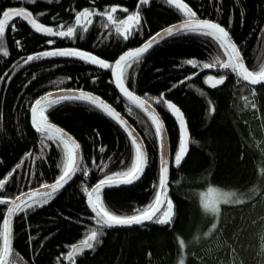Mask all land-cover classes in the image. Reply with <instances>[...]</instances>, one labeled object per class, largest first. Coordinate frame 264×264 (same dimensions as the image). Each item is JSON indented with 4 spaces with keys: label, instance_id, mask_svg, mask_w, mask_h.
Masks as SVG:
<instances>
[{
    "label": "trees",
    "instance_id": "16d2710c",
    "mask_svg": "<svg viewBox=\"0 0 264 264\" xmlns=\"http://www.w3.org/2000/svg\"><path fill=\"white\" fill-rule=\"evenodd\" d=\"M184 2L196 18L223 26L246 67L253 73L262 72L264 0ZM138 3L0 0V19L5 10L23 7L39 23L57 30L61 25L63 30L73 26L75 13L85 8L102 13L115 7L117 21L136 11L141 13V31L127 42L114 28H103L106 19L100 15H94L89 30L80 29L75 39L36 33L19 19L9 22L6 35L0 37V47L9 53L5 57L0 52V179L21 161L23 164L0 189V199L10 200L61 174L63 150L34 130L31 105L52 90L81 89L99 95L124 116L140 135L148 156L140 180L103 190L105 208L116 215H134L152 203L159 182L154 129L139 109L133 107V114L128 115L127 101L110 82V70L63 57L24 64L29 55L57 48L87 51L112 63L158 30L186 19L165 0H150L139 9ZM49 39L54 41L52 45L47 43ZM188 60L196 64L189 65ZM205 64L212 69L198 72ZM207 75L222 78V82L210 87L205 83ZM58 81L61 83H55ZM126 86L143 98H159L163 93L164 99L184 115L189 133L186 155L175 165L180 139L177 124L162 103L154 104L164 122L171 152L168 184L174 206L172 219L163 224L154 219L139 226L105 228L101 243L73 259L66 258L70 247L96 227L83 188L89 189L105 175L130 167L133 149L126 134L106 115L85 103L64 101L46 115L76 139L89 176L77 173L47 205L14 217L9 264H264V84L244 82L228 51L210 37L186 33L168 38L147 52L130 71ZM104 164L107 168L99 171ZM210 188L228 193L229 200L214 208L204 205L202 195ZM7 206L0 205V252Z\"/></svg>",
    "mask_w": 264,
    "mask_h": 264
},
{
    "label": "snow or ice",
    "instance_id": "6c2138e0",
    "mask_svg": "<svg viewBox=\"0 0 264 264\" xmlns=\"http://www.w3.org/2000/svg\"><path fill=\"white\" fill-rule=\"evenodd\" d=\"M18 2L28 3L30 0H18ZM149 3L150 0H139L137 8L139 9L142 5H149ZM165 3L173 5L183 13L186 19L178 25L167 27L162 32L155 33L143 45L124 51L113 63H109L105 59L90 52L75 48H57L43 51L37 55H29L26 60H24V64H28L29 62L37 61L42 58H76L87 64L97 66L101 70H110V82L114 83L120 96L127 101L128 115L133 114V107L139 109L147 117L148 121H150L151 129H154V135L160 149L159 187L156 190L154 200L146 208L139 210L137 214L134 215H116L105 208L102 200V192L105 188L118 187L120 185H132L141 179L148 165V156L144 150V142L140 139L135 129L128 125L124 117L99 95H93L92 93L83 90L66 91L60 89L56 93H49L48 95L35 100L31 105L30 122L37 133L46 136L47 140L55 142L57 147L63 150L64 160L61 174L56 178L54 183L41 184L38 189L30 190L27 193H21L16 196L15 200L9 201L0 199V205H9L7 213L3 218L5 254L10 252L9 237L12 233L14 216L47 205L55 197L56 193L63 189L77 173L82 172L86 178L89 176V170L82 166V158L79 153L80 145L71 135L64 132L63 129L49 123L48 117L45 114L47 110L64 101L82 102L106 115L119 125V127L127 134L133 149L130 167L124 171L113 173L112 175H105L104 179H101L90 190L87 187L83 188V192L87 197V207L90 208L92 213H94L93 219L95 220L96 227L91 229L86 237L80 242L79 246L73 245L72 251L68 253V259H72L73 256L79 255L85 250H91L94 248L95 244L101 243L100 237L104 235L105 228L141 225L146 221L153 222L163 201L165 182L169 175V160L166 151L167 143L165 125L155 108L152 107L150 100L154 101L156 104L162 103L178 123L180 139L179 148L175 153V165L181 163L180 153L185 150L186 141L188 139V130L181 109L174 103L164 99L163 93L159 98L151 97L149 99L142 98L129 90L126 86V81L129 79L130 71L139 65L144 55L154 46L158 45L165 39L186 33H196L204 37H210L220 46V48L233 50L236 48V45L231 41L229 32L224 27L217 22H213L211 19L196 18V13L184 2V0H165ZM116 11L117 8L115 7L102 13L89 11V9L85 8L84 10L75 13V24L73 26H67L66 30H63L65 26L61 25L60 29L57 30L53 27H46L43 24L38 23L37 19L33 17V14L23 7L9 8L3 12V18L0 19V37L6 35V26H10L9 22L19 19L22 22H27L31 29L36 33L44 34L49 37L75 39L77 32L80 29H82L83 32L89 30V26L93 24L92 17L94 15H100L106 19L103 28H114L115 34L121 37L123 41L127 42L137 32L141 31V13L136 11L127 15L126 19L117 21L113 16V13ZM123 11L127 12L128 10L125 8ZM13 30L15 31L14 27ZM80 38L82 39L83 35H81ZM47 43L52 45L54 41L49 39ZM0 52H3L5 57L9 55L7 50L3 47H0ZM214 59L218 60V58ZM186 63L189 65H195L196 61L188 60ZM207 67L208 65L205 64L204 68L206 69ZM95 82L96 79L94 78L93 83ZM205 82L207 83V81ZM55 83L61 82L58 81ZM119 98L120 97H118V99ZM151 129L149 134H151ZM100 151L103 152L104 148H101ZM184 154L186 155V152H184ZM22 164L23 161L15 166L16 169L20 168ZM107 166V164H104L102 167H98V170L103 172ZM14 172L15 169H13L12 172H9L3 179H0V189L5 187L6 181L9 180ZM163 222L164 218L162 217L159 220V223ZM0 264H3V256H0Z\"/></svg>",
    "mask_w": 264,
    "mask_h": 264
},
{
    "label": "water",
    "instance_id": "95a60500",
    "mask_svg": "<svg viewBox=\"0 0 264 264\" xmlns=\"http://www.w3.org/2000/svg\"><path fill=\"white\" fill-rule=\"evenodd\" d=\"M16 8H19V7H16ZM3 18V13H2V17H1V19ZM198 19H201V18H198ZM185 19H183V20H181V21H179V22H177V23H174V24H171V25H169V26H166V27H164V28H162V29H160V30H158L157 32H162L164 29H166L167 27H171V26H173V25H178V24H180V23H182L183 21H184ZM38 22V21H37ZM25 23H27V22H25ZM39 23V22H38ZM28 24V23H27ZM29 25V24H28ZM30 26V25H29ZM45 26V25H44ZM47 27V26H46ZM223 27V26H222ZM31 28V27H30ZM157 32H155V33H157ZM154 33V34H155ZM153 34V35H154ZM152 35V36H153ZM230 35V34H229ZM152 36H150L148 39H146L144 42H142L139 46H141V45H143L146 41H148ZM230 38H231V36H230ZM165 40H167V39H165ZM164 40V41H165ZM231 41L234 43V41L232 40V38H231ZM163 42V41H162ZM235 44V43H234ZM236 45V44H235ZM139 46H137V47H139ZM155 47V46H154ZM153 47V48H154ZM134 48H136V47H134ZM130 49H133V48H130ZM127 50H129V49H127ZM127 50H125V51H127ZM151 50V49H150ZM149 50V51H150ZM227 51H228V54H229V56H230V58H231V61H232V64H233V67H234V69H235V71H236V73H237V75L244 81V82H246L247 84H250V85H253V86H259V85H262V84H264V71L263 72H260V73H253V72H251L247 67H246V65H245V63H244V61H243V59H242V56H241V54H240V52H239V50H238V48H237V46H236V48L233 50V49H226ZM123 53V52H122ZM121 53V54H122ZM120 54V55H121ZM119 55V56H120ZM118 56V57H119ZM117 57V58H118ZM116 58V59H117ZM115 59V60H116ZM114 60V61H115ZM114 61H112V63L114 62ZM212 69V67H207L206 69L205 68H203V69H201V70H199L198 72H202V71H209V70H211ZM111 73V72H110ZM196 74H198V73H196ZM195 74V75H196ZM205 81H207V85L208 86H210V87H217L221 82H222V78H216V77H214V76H212V75H207L206 76V78H205ZM114 84V83H113ZM211 85H214V86H211ZM115 86V85H114ZM116 88V87H115ZM60 89H57V90H52V91H49V92H46V93H44V94H42L41 96H39L37 99H39V98H41V97H43V96H45V95H48L49 93H56V92H58ZM64 90H76V91H79V90H81V89H64ZM117 91H118V89H116ZM83 91H86V90H83ZM131 91V90H130ZM86 92H89V91H86ZM119 92V91H118ZM90 93H92V92H90ZM93 95H97V94H95V93H92ZM136 94V93H135ZM136 95H138V94H136ZM138 96H140V95H138ZM141 97V96H140ZM143 98V97H142ZM103 99V98H102ZM104 100V99H103ZM35 102V101H34ZM33 102V103H34ZM151 103H152V107L153 108H155V106H154V104H156L154 101H150ZM32 103V104H33ZM108 103V102H107ZM155 110H156V108H155ZM156 112H157V110H156ZM182 112V111H181ZM158 113V112H157ZM46 114V113H45ZM171 114V113H170ZM172 115V114H171ZM47 116V115H46ZM160 116V115H159ZM173 116V115H172ZM30 117H31V110H30ZM124 117V116H123ZM161 118V117H160ZM174 118V117H173ZM124 119L126 120V118L124 117ZM174 120H175V122H176V124H177V127H178V130H179V136H180V129H179V126H178V123H177V121H176V119L174 118ZM127 121V120H126ZM48 122L49 123H51V124H53V125H55L56 127H59V128H61V129H63L62 127H60L59 125H57V124H55V123H53V122H51L50 120H48ZM186 122V121H185ZM127 123H128V125L131 127V128H134L128 121H127ZM118 127H119V125H117ZM186 127H187V125H186ZM120 128V127H119ZM121 129V128H120ZM64 130V129H63ZM122 130V129H121ZM166 130V129H165ZM188 130V129H187ZM123 131V130H122ZM135 131H136V129H135ZM64 132H66L67 134H69L66 130H64ZM124 132V131H123ZM125 133V132H124ZM136 133L138 134V132L136 131ZM126 134V133H125ZM69 135H71V134H69ZM72 136V135H71ZM126 136H127V134H126ZM138 136L140 137V135L138 134ZM73 137V136H72ZM188 137H189V133H188ZM74 138V137H73ZM75 139V138H74ZM140 139H141V137H140ZM76 140V139H75ZM77 142V141H76ZM78 143V142H77ZM158 143V142H157ZM166 143H167V158H168V160H169V168H170V160H171V152H170V147H169V143H168V137H167V132H166ZM187 143H188V139H187V141H186V147H185V150L184 151H182L181 153H180V159H182L183 158V156H184V152L186 151V149H187ZM144 150H145V152H146V149H145V146H144ZM79 153H80V156H81V152H80V149H79ZM158 161H159V168H160V149H159V145H158ZM14 169H16V168H14ZM13 171V170H12ZM74 177H75V175H74ZM73 177V178H74ZM56 180V179H55ZM55 180L54 181H52V182H49V183H47V184H51V183H54L55 182ZM73 180V179H72ZM71 180V181H72ZM70 181V182H71ZM7 182V181H6ZM69 182V183H70ZM99 182V181H98ZM98 182H96L93 186H95ZM68 183V184H69ZM169 175H168V178H167V180H166V182H165V190L163 191V201H162V203H161V205H160V209H159V211L156 213V215H155V217H154V219L157 217V215L159 214V212L161 211V209L165 206V209L163 210V212H162V215L160 216V217H157L156 219H155V222L156 223H158V224H163V223H165V222H169L171 219H172V217H173V212H174V206H173V202H172V200L170 199V197H169ZM66 186V185H65ZM93 186H91L90 188H89V190L93 187ZM121 186V185H120ZM40 186H38V187H35V188H31V189H28V190H26V191H22L21 193H27L28 191H30V190H35V189H38ZM158 187H159V182H158ZM109 188H111V187H109ZM106 189V188H105ZM21 193H19V194H17L16 196H18V195H20ZM16 196L14 197V198H12V199H10L9 201H11V200H15V198H16ZM85 202H86V205H87V197L85 198ZM9 206V205H8ZM8 206H7V208H8ZM7 208H6V210H5V213H4V215L7 213ZM89 210H90V208H88ZM90 212H91V210H90ZM92 213V212H91ZM92 215L94 216V213H92ZM15 217V216H14ZM14 217H13V221H14ZM164 218V222L163 223H159V220L161 219V218ZM3 218H4V216H3ZM148 222H151V221H146V222H143L141 225H144V224H147ZM132 226H139V225H130V226H115L114 228H128V227H132ZM12 229H13V223H12ZM9 241H10V244H9V247H10V252L9 253H7V254H5V252H4V249H5V244H4V237H3V220H2V234H1V252H0V256H3V264H9V261H10V256H11V252H12V233H11V235H10V237H9ZM73 245H77V246H79L80 245V242H78V243H75V244H73ZM73 245L70 247V250L68 251V253L69 252H71L72 251V248H73ZM86 251V250H85ZM84 251V252H85ZM68 253L66 254V258L68 259ZM82 254V253H81ZM81 254H79V255H81ZM77 256V255H76ZM75 256H73L72 257V259L74 258Z\"/></svg>",
    "mask_w": 264,
    "mask_h": 264
},
{
    "label": "rangeland",
    "instance_id": "374dc122",
    "mask_svg": "<svg viewBox=\"0 0 264 264\" xmlns=\"http://www.w3.org/2000/svg\"><path fill=\"white\" fill-rule=\"evenodd\" d=\"M230 195L226 192H222L218 189H213L210 188L208 189L203 195H202V201L204 203V205L208 206V207H216L218 203L222 202V201H227L229 200ZM162 209L159 212V214L157 215V217H160L162 215ZM156 217V218H157Z\"/></svg>",
    "mask_w": 264,
    "mask_h": 264
}]
</instances>
